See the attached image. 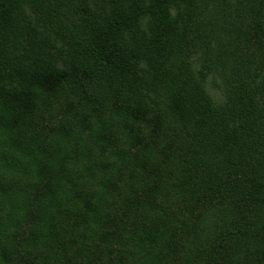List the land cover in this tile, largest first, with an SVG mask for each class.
Listing matches in <instances>:
<instances>
[{"label": "trees", "instance_id": "trees-1", "mask_svg": "<svg viewBox=\"0 0 264 264\" xmlns=\"http://www.w3.org/2000/svg\"><path fill=\"white\" fill-rule=\"evenodd\" d=\"M0 135V264H264V0H0Z\"/></svg>", "mask_w": 264, "mask_h": 264}, {"label": "rangeland", "instance_id": "rangeland-1", "mask_svg": "<svg viewBox=\"0 0 264 264\" xmlns=\"http://www.w3.org/2000/svg\"><path fill=\"white\" fill-rule=\"evenodd\" d=\"M8 142L6 136L0 135V243L1 238L7 239L8 233L21 221L20 209L17 204L24 201L25 188L27 187L25 185L29 183L26 182L29 181L27 178L26 180H14L11 178L10 172H5L10 167H19V164L16 165L12 160L13 154L9 152ZM82 152L85 154L84 149ZM86 152L89 151L86 150ZM2 175L10 177V180L4 179ZM3 205L11 207L12 214H9Z\"/></svg>", "mask_w": 264, "mask_h": 264}]
</instances>
